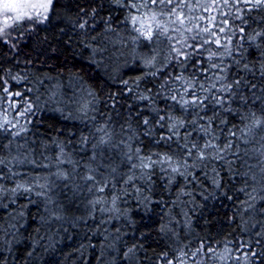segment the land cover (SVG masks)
<instances>
[{"label": "trees", "instance_id": "obj_1", "mask_svg": "<svg viewBox=\"0 0 264 264\" xmlns=\"http://www.w3.org/2000/svg\"><path fill=\"white\" fill-rule=\"evenodd\" d=\"M46 16L0 37V264H264V4Z\"/></svg>", "mask_w": 264, "mask_h": 264}, {"label": "snow or ice", "instance_id": "obj_2", "mask_svg": "<svg viewBox=\"0 0 264 264\" xmlns=\"http://www.w3.org/2000/svg\"><path fill=\"white\" fill-rule=\"evenodd\" d=\"M171 2L172 0H167V3L170 4ZM225 2H227V0H225ZM152 3H157V0H152ZM159 3H165V0H159ZM255 3L257 5H261L264 4V0H255ZM51 4L52 0H0V17H2V19H0V37L4 35L7 29L20 24L22 21H32L41 16H43L44 19H47L46 14L49 11ZM133 7H136V5H133ZM173 11H175V9H173ZM155 18V15L151 17L153 20H155ZM137 20L138 17H132L133 24H135ZM177 20L181 24L184 22L179 16L177 17ZM40 22H43V20H40ZM160 27L161 25L157 24V28ZM188 31H191V29H188ZM204 31H208V29H204ZM164 32H167L166 27L164 28ZM141 35H143L146 39H150L153 35L151 28L149 27L147 31L141 30ZM177 79L180 78L177 77ZM172 99L176 100L177 98L173 95ZM188 103L195 104L197 101L195 99L192 101H183V104ZM145 123H147V121H145Z\"/></svg>", "mask_w": 264, "mask_h": 264}, {"label": "rangeland", "instance_id": "obj_3", "mask_svg": "<svg viewBox=\"0 0 264 264\" xmlns=\"http://www.w3.org/2000/svg\"><path fill=\"white\" fill-rule=\"evenodd\" d=\"M50 9V8H49ZM47 14H48V12H47ZM46 14V15H47ZM0 19H2V17H0ZM44 19V17L43 16H41V17H39L38 19H34V20H32L31 22L32 23H39L40 22V20H43ZM25 21H28V20H25ZM25 21H22L21 22V24H18L19 26L20 25H22V23H25ZM29 23V22H28ZM18 25H15V26H18ZM25 28V27H24ZM10 30H11V28H9V29H7L6 31H5V33H4V35L2 36V38H7V37H9V36H12L11 35V33L12 32H10ZM8 39V38H7Z\"/></svg>", "mask_w": 264, "mask_h": 264}]
</instances>
